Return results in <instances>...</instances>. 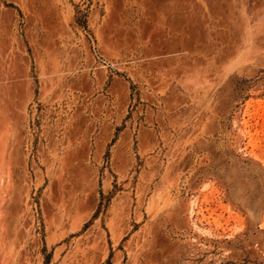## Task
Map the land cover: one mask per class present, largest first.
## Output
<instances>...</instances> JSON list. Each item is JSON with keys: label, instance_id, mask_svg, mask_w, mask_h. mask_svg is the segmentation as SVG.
<instances>
[{"label": "rangeland", "instance_id": "374dc122", "mask_svg": "<svg viewBox=\"0 0 264 264\" xmlns=\"http://www.w3.org/2000/svg\"><path fill=\"white\" fill-rule=\"evenodd\" d=\"M0 264H264V0H0Z\"/></svg>", "mask_w": 264, "mask_h": 264}]
</instances>
